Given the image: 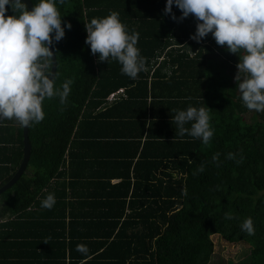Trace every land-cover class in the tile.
<instances>
[{
	"label": "trees",
	"instance_id": "obj_1",
	"mask_svg": "<svg viewBox=\"0 0 264 264\" xmlns=\"http://www.w3.org/2000/svg\"><path fill=\"white\" fill-rule=\"evenodd\" d=\"M166 2H57L65 36L52 44L54 86L74 83L66 104L43 101L28 166L0 195V264H227L213 260L214 236L248 245L240 264H264V112L243 104L235 76L244 53L211 33L191 39L197 19H179L173 3V20ZM112 11L139 33L146 70L135 80L85 42V25ZM189 106L210 109L208 145L176 134L172 117ZM22 160L23 126L0 118V188ZM49 193L50 210L41 207ZM248 217L254 235L241 229Z\"/></svg>",
	"mask_w": 264,
	"mask_h": 264
},
{
	"label": "clouds",
	"instance_id": "obj_2",
	"mask_svg": "<svg viewBox=\"0 0 264 264\" xmlns=\"http://www.w3.org/2000/svg\"><path fill=\"white\" fill-rule=\"evenodd\" d=\"M57 2L63 4L64 0H40L29 11L21 0H0V118L15 119L23 127L44 119L45 99L59 97L60 103L66 104L74 83L68 79L57 88L48 71L53 62L50 46L53 40L58 42L65 36ZM173 3L182 12L179 19L192 15L198 21L191 39L199 43L211 33L216 43L226 46L229 52L243 51L235 76L243 104L248 110L264 112V0H167L165 14H172V19L176 20L172 13ZM6 6L15 14L6 16ZM66 27L70 29L71 24ZM85 27V42L93 55L99 53V62L108 63L109 58L118 61L122 74L133 80L146 70V58L136 47L139 33L129 34L118 12L92 18ZM209 110L206 106L178 110L172 117L177 126L176 134L182 137L187 133L208 145L214 134ZM189 123L191 127H185ZM228 158L232 159L233 154L229 153ZM198 171L203 172L204 166ZM55 203V194L49 193L41 207L50 210ZM225 218L234 217L225 213ZM241 229L254 235L251 217L243 221ZM76 251L87 255L89 250L86 245L79 244Z\"/></svg>",
	"mask_w": 264,
	"mask_h": 264
},
{
	"label": "water",
	"instance_id": "obj_3",
	"mask_svg": "<svg viewBox=\"0 0 264 264\" xmlns=\"http://www.w3.org/2000/svg\"><path fill=\"white\" fill-rule=\"evenodd\" d=\"M21 2L27 6L29 11H31L34 7L33 2L31 0H21ZM50 50L53 52V62L51 65L50 78H54L57 70V59L52 45L50 46ZM30 156H31V143L29 140V127H23V160L17 172L12 177V179L0 188V195L6 190L10 189L21 178V176L23 175V173L25 172L28 166Z\"/></svg>",
	"mask_w": 264,
	"mask_h": 264
},
{
	"label": "rangeland",
	"instance_id": "obj_4",
	"mask_svg": "<svg viewBox=\"0 0 264 264\" xmlns=\"http://www.w3.org/2000/svg\"><path fill=\"white\" fill-rule=\"evenodd\" d=\"M216 243L215 254L213 260H224L227 264L232 261V264H240L243 258L249 252V247L246 244H229L219 236L213 237Z\"/></svg>",
	"mask_w": 264,
	"mask_h": 264
}]
</instances>
